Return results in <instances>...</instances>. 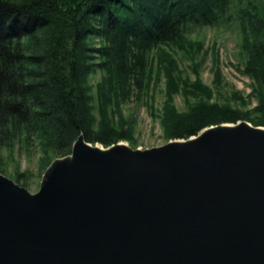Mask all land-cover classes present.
Here are the masks:
<instances>
[{"label":"water","instance_id":"95a60500","mask_svg":"<svg viewBox=\"0 0 264 264\" xmlns=\"http://www.w3.org/2000/svg\"><path fill=\"white\" fill-rule=\"evenodd\" d=\"M151 150L83 136L31 194L0 175V264H264V128Z\"/></svg>","mask_w":264,"mask_h":264},{"label":"trees","instance_id":"16d2710c","mask_svg":"<svg viewBox=\"0 0 264 264\" xmlns=\"http://www.w3.org/2000/svg\"><path fill=\"white\" fill-rule=\"evenodd\" d=\"M235 0H0V150L23 136L39 142L46 168L72 153L83 136L110 148L131 141V125L108 114L143 92L151 80L149 53L181 47L190 25L223 22ZM263 8V7H262ZM252 3L239 12L247 71L262 90L258 117L213 105L200 81L186 113L165 106L169 140H188L203 130L246 120L264 127V8ZM99 44H93L94 41ZM160 73L175 89L177 63L158 51ZM103 72L100 119L89 78ZM172 87V88H171ZM116 114V113H115ZM116 123V124H115Z\"/></svg>","mask_w":264,"mask_h":264},{"label":"rangeland","instance_id":"374dc122","mask_svg":"<svg viewBox=\"0 0 264 264\" xmlns=\"http://www.w3.org/2000/svg\"><path fill=\"white\" fill-rule=\"evenodd\" d=\"M252 3L264 8V0H235L230 13L220 24L190 25L184 32L186 39L181 47L174 44L163 45L149 53L148 62L152 73L144 91L140 93L135 90L130 100L119 105V108L115 103L108 105L107 115L115 119L118 123H115L116 126H123L121 120L131 125V141L119 144L145 151L176 141L167 137L163 111L165 106L172 105L179 113H186L189 105L197 99L193 92V85L197 80L208 89L211 104L258 117L256 107L263 92L258 81L247 71L248 56L243 47L245 38L238 19L240 10L249 8ZM92 43L99 44V41ZM159 50L171 55L177 63L175 74L178 86L175 89L169 88L166 77L160 73ZM104 78L106 75L103 72H97L89 78L95 115L99 119V88ZM243 122L264 128L246 120H239L236 124ZM94 147L103 146L97 144ZM70 156L71 154L63 158ZM45 162L46 156L39 142L35 139L27 140L23 136L13 146L0 150V175L34 195L40 191L43 178L52 165L46 168Z\"/></svg>","mask_w":264,"mask_h":264},{"label":"bare ground","instance_id":"6f19581e","mask_svg":"<svg viewBox=\"0 0 264 264\" xmlns=\"http://www.w3.org/2000/svg\"><path fill=\"white\" fill-rule=\"evenodd\" d=\"M208 130H211V129L208 128ZM117 145H118V144H117ZM119 145H120V144H119ZM122 145H123V144H121V146H122ZM98 149L103 151L105 148H104V147H98ZM107 150H108V149H107Z\"/></svg>","mask_w":264,"mask_h":264}]
</instances>
